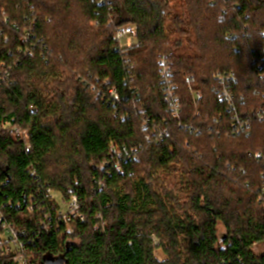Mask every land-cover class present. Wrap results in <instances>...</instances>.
Segmentation results:
<instances>
[{
  "label": "trees",
  "instance_id": "trees-1",
  "mask_svg": "<svg viewBox=\"0 0 264 264\" xmlns=\"http://www.w3.org/2000/svg\"><path fill=\"white\" fill-rule=\"evenodd\" d=\"M123 26L138 31L126 54L115 40ZM160 56L172 66L180 119L165 101ZM230 76L235 109L222 100L230 82L217 78ZM42 81L53 87L35 89ZM260 111L264 0H0V206L18 228L36 229L41 264L46 255L67 264H264L254 248L264 244ZM156 126L169 134L160 140ZM14 127L29 132L28 153ZM111 143L132 158L112 159ZM47 188L78 198L84 219L72 232L40 228Z\"/></svg>",
  "mask_w": 264,
  "mask_h": 264
},
{
  "label": "built area",
  "instance_id": "built-area-1",
  "mask_svg": "<svg viewBox=\"0 0 264 264\" xmlns=\"http://www.w3.org/2000/svg\"><path fill=\"white\" fill-rule=\"evenodd\" d=\"M2 15H4L2 13ZM137 28L133 26H123L118 28L115 34V40L118 42V50L124 54L127 48L138 44L137 39ZM23 42H28V35L23 38ZM35 47L31 50L27 48L24 52L26 55H33ZM126 54V53H125ZM168 57L160 56L158 65L161 68V81H163V92L165 95V101L167 103V107L169 112L171 113L174 119H180L182 108L179 101V97L176 94L177 87L172 80V72L170 62L168 61ZM9 74H6L5 80H7ZM220 81L225 82L226 80L229 85H226L222 90V100L227 103V105L231 109H235L234 106V97L232 92H230L231 81L235 79L230 77H217ZM110 97L114 99H119L117 92L113 89L109 92ZM202 98L201 93L197 92L196 99L200 100ZM32 113L35 111L32 109ZM258 117L264 120V111H260L258 113ZM237 120V132H245L249 133L250 125L244 124L241 120H238L237 116L234 117ZM145 128L147 125L144 126ZM157 131L155 134L157 138L160 140L164 139L169 134V129L167 127L156 126ZM14 132L17 136H19L26 144V152L30 151V135L28 131L22 130L19 127H14ZM149 140H151V136H147ZM110 154L112 159L114 158L118 162L123 160H128L132 158V154L129 149L125 147L120 148L116 146L115 143H111L110 145ZM261 153L256 154V158H260ZM115 167L118 171H121L119 164H115ZM51 174L48 170H46L40 180H48L50 179ZM39 180V181H40ZM38 199H42L40 202L39 212L43 214V221L40 223V228H42L46 232H51L52 229H56L58 232L62 228H65L66 233H70L73 231L72 223L74 219L80 218L84 219L83 215L79 212V201L75 195L71 196L69 201H64L62 196L58 193H55L51 189L47 188L45 191H39ZM27 208L26 214L28 218H33L36 214V206L37 198L33 195L27 199ZM29 203V204H28ZM63 204H67V208L63 209ZM9 207H12V203L8 204ZM19 203L16 204V208H19ZM51 207L55 210V213L50 211ZM6 205L3 204L0 206V258L5 259L8 264H41L35 251L33 250V246L36 245L33 238H30L31 234L36 233V229L31 231V234L26 229H20L10 220L9 216L6 215L5 209ZM157 244V241H155Z\"/></svg>",
  "mask_w": 264,
  "mask_h": 264
},
{
  "label": "rangeland",
  "instance_id": "rangeland-1",
  "mask_svg": "<svg viewBox=\"0 0 264 264\" xmlns=\"http://www.w3.org/2000/svg\"><path fill=\"white\" fill-rule=\"evenodd\" d=\"M42 82H43V84H40L39 82H37L34 85L35 86V89H37V90H44L46 87H48L47 86V83H48L47 81H42ZM49 85H51V84H49ZM51 86L53 87V85H51ZM1 128H5V126L0 124V133H1ZM49 172L51 174V171H49ZM66 208H67V204H63V209H66ZM224 233H226V232L223 229L219 231V234H224ZM155 241H157V245H158L159 244V241L157 240V238H155ZM254 248H255L256 252L259 253V254L264 252V244H260V246H255ZM155 255H156V257H157V259L159 261L160 260L167 259V255L165 254V252H163V250L161 248L160 249H158V248L155 249Z\"/></svg>",
  "mask_w": 264,
  "mask_h": 264
},
{
  "label": "water",
  "instance_id": "water-1",
  "mask_svg": "<svg viewBox=\"0 0 264 264\" xmlns=\"http://www.w3.org/2000/svg\"><path fill=\"white\" fill-rule=\"evenodd\" d=\"M219 235H220L221 243H224L228 238V235L226 233ZM44 264H67L66 256L61 255L60 257H54V256L46 255V257L44 258Z\"/></svg>",
  "mask_w": 264,
  "mask_h": 264
}]
</instances>
